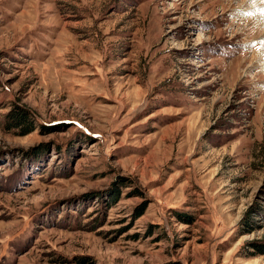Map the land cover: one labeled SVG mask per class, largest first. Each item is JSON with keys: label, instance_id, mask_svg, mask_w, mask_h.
Wrapping results in <instances>:
<instances>
[{"label": "rangeland", "instance_id": "1", "mask_svg": "<svg viewBox=\"0 0 264 264\" xmlns=\"http://www.w3.org/2000/svg\"><path fill=\"white\" fill-rule=\"evenodd\" d=\"M0 264H264V0H0Z\"/></svg>", "mask_w": 264, "mask_h": 264}, {"label": "trees", "instance_id": "2", "mask_svg": "<svg viewBox=\"0 0 264 264\" xmlns=\"http://www.w3.org/2000/svg\"><path fill=\"white\" fill-rule=\"evenodd\" d=\"M9 123L10 125L14 126V127H28L29 125H27V120H26V115L25 113H23L22 111L17 110L16 112H14L13 116L11 117V119H9ZM33 128H29L27 129L26 133H28L29 131H31Z\"/></svg>", "mask_w": 264, "mask_h": 264}, {"label": "bare ground", "instance_id": "3", "mask_svg": "<svg viewBox=\"0 0 264 264\" xmlns=\"http://www.w3.org/2000/svg\"><path fill=\"white\" fill-rule=\"evenodd\" d=\"M262 12V11H261Z\"/></svg>", "mask_w": 264, "mask_h": 264}]
</instances>
